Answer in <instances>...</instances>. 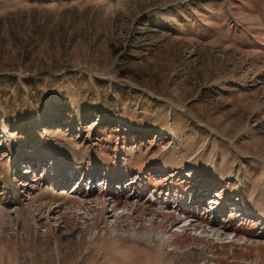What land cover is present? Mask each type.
I'll return each instance as SVG.
<instances>
[{
  "label": "rangeland",
  "instance_id": "1",
  "mask_svg": "<svg viewBox=\"0 0 264 264\" xmlns=\"http://www.w3.org/2000/svg\"><path fill=\"white\" fill-rule=\"evenodd\" d=\"M0 264H264V0H0Z\"/></svg>",
  "mask_w": 264,
  "mask_h": 264
},
{
  "label": "built area",
  "instance_id": "2",
  "mask_svg": "<svg viewBox=\"0 0 264 264\" xmlns=\"http://www.w3.org/2000/svg\"><path fill=\"white\" fill-rule=\"evenodd\" d=\"M93 180H90V183L92 182ZM103 182V181H102Z\"/></svg>",
  "mask_w": 264,
  "mask_h": 264
},
{
  "label": "bare ground",
  "instance_id": "3",
  "mask_svg": "<svg viewBox=\"0 0 264 264\" xmlns=\"http://www.w3.org/2000/svg\"><path fill=\"white\" fill-rule=\"evenodd\" d=\"M212 208V207H211Z\"/></svg>",
  "mask_w": 264,
  "mask_h": 264
}]
</instances>
